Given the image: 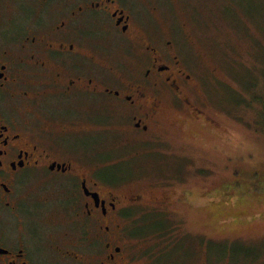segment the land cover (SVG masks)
I'll return each instance as SVG.
<instances>
[{"label": "flooded vegetation", "instance_id": "af4514ba", "mask_svg": "<svg viewBox=\"0 0 264 264\" xmlns=\"http://www.w3.org/2000/svg\"><path fill=\"white\" fill-rule=\"evenodd\" d=\"M172 4L0 0V264H139L125 243L128 210L171 198L113 192L115 181L98 178L106 166L83 152V123L109 105L141 137L170 101L205 115L181 49L194 35L168 15Z\"/></svg>", "mask_w": 264, "mask_h": 264}, {"label": "rangeland", "instance_id": "374dc122", "mask_svg": "<svg viewBox=\"0 0 264 264\" xmlns=\"http://www.w3.org/2000/svg\"><path fill=\"white\" fill-rule=\"evenodd\" d=\"M168 15L194 35L181 49L205 115L170 101L155 133L132 137L106 105L83 123V152L116 194L171 198L128 210L125 243L139 264H264V0H173ZM40 122L55 121L44 111Z\"/></svg>", "mask_w": 264, "mask_h": 264}]
</instances>
